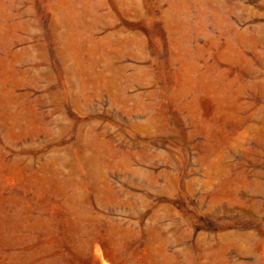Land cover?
I'll return each mask as SVG.
<instances>
[{"label": "rangeland", "instance_id": "374dc122", "mask_svg": "<svg viewBox=\"0 0 264 264\" xmlns=\"http://www.w3.org/2000/svg\"><path fill=\"white\" fill-rule=\"evenodd\" d=\"M0 264H264V0H0Z\"/></svg>", "mask_w": 264, "mask_h": 264}]
</instances>
